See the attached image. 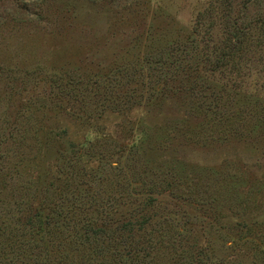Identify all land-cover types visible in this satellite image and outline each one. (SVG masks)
<instances>
[{"label": "rangeland", "instance_id": "obj_1", "mask_svg": "<svg viewBox=\"0 0 264 264\" xmlns=\"http://www.w3.org/2000/svg\"><path fill=\"white\" fill-rule=\"evenodd\" d=\"M30 221L56 264H264V0H0V264Z\"/></svg>", "mask_w": 264, "mask_h": 264}, {"label": "trees", "instance_id": "obj_2", "mask_svg": "<svg viewBox=\"0 0 264 264\" xmlns=\"http://www.w3.org/2000/svg\"><path fill=\"white\" fill-rule=\"evenodd\" d=\"M18 220V218H17ZM18 226L19 228L17 229V233H16V238L13 237V240H18L19 243L20 241L24 240L27 241L28 243H26L25 248L21 245L18 244H13L14 248H13V256L14 259L12 260L13 263L15 262H19L21 261V263L23 264H31V263H26L27 261H29V259L33 260L34 258H32L29 254H31L33 248L35 247L34 245L31 244L30 241H35V243H37L38 240H42L43 243V250L46 251V255L45 257H50V260L48 262H45L44 260H40V262H35L36 264H56L55 259H53V255L55 254V251L57 249V246H55L56 242H57V237L58 235L54 234V231L47 229L44 227V225L42 224L41 221H38L36 223L33 222H25L22 226H20V222H18ZM28 229V230H27ZM99 232L102 233L104 232L103 229H99ZM14 235V234H13ZM38 237V238H37ZM48 244V245H47ZM56 248H55V247ZM118 248L115 247V251ZM54 251V252H53ZM88 251V250H86ZM114 251V250H112ZM52 252V253H50ZM92 252H94L92 250ZM41 251H39L38 254H36L37 256L41 255ZM87 257H89L88 252H87ZM34 264V262H33Z\"/></svg>", "mask_w": 264, "mask_h": 264}]
</instances>
